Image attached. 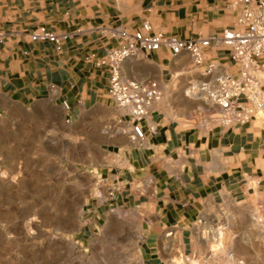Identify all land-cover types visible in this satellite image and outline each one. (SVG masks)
I'll return each mask as SVG.
<instances>
[{
    "label": "crops",
    "instance_id": "0c3cea01",
    "mask_svg": "<svg viewBox=\"0 0 264 264\" xmlns=\"http://www.w3.org/2000/svg\"><path fill=\"white\" fill-rule=\"evenodd\" d=\"M225 6L226 0H0V131L22 122L24 112H31L32 125L46 119L55 127V111L62 122L92 125L81 130L80 146L96 154L83 163L112 187L116 204L143 210L137 212L143 216L136 236L139 264H168L192 254L191 228L206 204L263 192L264 126L255 118L207 130L184 127L175 119L183 115L180 107L171 109L173 97L164 95L140 121L145 139L136 143L132 122L108 95V72L94 59L116 44L109 27L135 29L148 21L154 32L206 36L234 24ZM41 25L69 33L60 49L29 39ZM177 58L164 48L140 52L121 71L162 87L181 67Z\"/></svg>",
    "mask_w": 264,
    "mask_h": 264
},
{
    "label": "rangeland",
    "instance_id": "374dc122",
    "mask_svg": "<svg viewBox=\"0 0 264 264\" xmlns=\"http://www.w3.org/2000/svg\"><path fill=\"white\" fill-rule=\"evenodd\" d=\"M175 60L181 67L168 74L154 103L172 95L170 108L183 114L173 117L184 127L218 124L219 109L186 90L197 84L199 69L186 55ZM29 113L0 131V264H139L143 210L116 204L112 187L86 168L83 158L96 152L80 146V132L92 125L62 122L56 111L55 127L46 119L32 125ZM262 194L206 204L191 228L193 253L167 263L264 264V230L254 217Z\"/></svg>",
    "mask_w": 264,
    "mask_h": 264
},
{
    "label": "built area",
    "instance_id": "2783aa9c",
    "mask_svg": "<svg viewBox=\"0 0 264 264\" xmlns=\"http://www.w3.org/2000/svg\"><path fill=\"white\" fill-rule=\"evenodd\" d=\"M225 8L233 13L234 24L206 36L181 38L154 32L148 21L135 29L107 28L116 44L103 56L95 58L94 65L108 72V95L132 122L131 140L140 143L145 139L140 121L161 98L162 90L153 80L125 78L122 63L140 52L162 48L172 56H188L199 69L197 84L189 82L186 90L201 94L210 105L217 107L222 126L264 118V0H226ZM68 36L69 33H56L43 25L28 34L31 41H48L57 49ZM212 51H222L223 57L212 58ZM63 106L69 108L66 102ZM255 207L254 217H258L257 223L264 230V190Z\"/></svg>",
    "mask_w": 264,
    "mask_h": 264
},
{
    "label": "bare ground",
    "instance_id": "6f19581e",
    "mask_svg": "<svg viewBox=\"0 0 264 264\" xmlns=\"http://www.w3.org/2000/svg\"><path fill=\"white\" fill-rule=\"evenodd\" d=\"M210 254H211V253H210ZM207 255H208V254H207ZM212 255H214V254H212ZM216 255H217V254H216ZM216 255H215V256H216ZM216 257H217V256H216Z\"/></svg>",
    "mask_w": 264,
    "mask_h": 264
}]
</instances>
